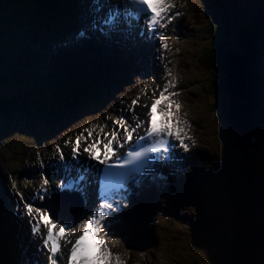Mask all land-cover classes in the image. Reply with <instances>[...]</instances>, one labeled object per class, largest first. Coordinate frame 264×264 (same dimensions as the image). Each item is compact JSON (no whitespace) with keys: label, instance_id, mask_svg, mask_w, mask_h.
Here are the masks:
<instances>
[{"label":"rangeland","instance_id":"1","mask_svg":"<svg viewBox=\"0 0 264 264\" xmlns=\"http://www.w3.org/2000/svg\"><path fill=\"white\" fill-rule=\"evenodd\" d=\"M175 2L179 6L188 9L185 16L178 20L177 23H175L176 26L173 28L172 34L179 36L182 35V33L180 32L181 26L178 25H183V29L185 31L190 29L188 18L189 4L186 2L184 3L183 0H175ZM241 2L245 1L242 0ZM25 3L28 4L24 5ZM25 3H17V5L14 6L2 7L4 11L2 15L4 17L6 15V17L10 19L5 21L3 27L0 26L1 86L8 83V72L13 70L17 61L19 62L17 70L27 66L30 69V74H32L30 64L28 62H24L25 58L30 59L32 56L24 54V51L29 43L32 42L34 46L33 50L36 51L37 47H45L44 43L47 40H50L56 45L48 48L50 51H41L39 49V52L42 54L53 53L56 55L59 52V45H63V39L68 36L64 29L70 28L68 26L71 25V22L67 23L64 22V20H61L63 23L60 24V20L57 18V14L52 7L46 6L43 2L38 3V1L36 3ZM246 3H249L246 11L255 7V4L251 2ZM242 4L243 3H233L234 11L232 14L239 20H242V18L244 20L246 14L245 12L243 13ZM1 6H3V4ZM216 10L218 11V8H216ZM62 12L65 13L64 10H62ZM81 14L82 12L79 11L80 16ZM33 15L39 16V20L44 24V29H37L35 27L34 29H31L28 27V24L24 19L27 18V16ZM197 15L199 16L195 17V19L197 18L200 25L205 26V28L212 26L213 21L210 17L205 16V10H203L201 14L198 12ZM218 17L220 18L216 20L217 24L214 25V30L222 31L220 28L216 29L217 25L222 27V16L219 13ZM36 31L37 34H35ZM195 31H199L201 37L199 36L198 38H193L191 43L184 41L181 42L179 46L171 48L168 55L165 57L166 61L160 62V65L157 63H153L151 65V68L153 69L152 72H148L150 71L149 68L144 65H134L138 72H135L134 76L131 74L128 75L129 80L137 83V87H135L132 97L124 102L120 101L118 97L116 98V101H114L115 99L111 101V103L117 104L118 110L130 112L131 108L129 105L135 98L140 97L144 99L142 101V104H144L146 99L153 96L158 88L175 80V90H178L180 93V102L183 105L184 119L189 118L191 123H194V129L197 130L199 134V144L195 147L192 154L189 155V158H192L195 155L194 158L196 163L190 167L192 170L191 173H188L185 176L187 182L181 180V186L178 188L181 194L175 195L174 193L172 194L171 199L167 200L165 199L168 196L166 195L167 188H165L163 195L161 194V197H157L158 209L156 208V213L151 214V210L146 211L143 208L145 205H143L136 210V215L131 214L134 220L131 219L130 216L131 220L129 221L124 215L125 220L120 221L121 225H119V228L121 229V233L123 234L124 232H128L124 235V237L127 238L129 234L133 235V233L139 231L138 238L149 241L147 242L148 244H151V246L147 249V251L149 252V258L153 260V264H157L161 261L163 264H227L229 254L225 251V248L228 249V247L225 245H223L224 247L221 246L220 236L226 235L228 237L231 232V216H233L234 208H236L232 201L237 198V196H235L237 189H232L238 183L239 185L246 183L244 179L247 171L249 170L247 165L248 163L252 177V184H258L259 176L255 173L256 167L254 164V158H256V156L250 150L248 158H244L240 150L235 147L233 142H230L232 140V132H234L233 129L235 128L232 127L225 116H218L217 109H211L215 103L219 104L220 100H218L217 97H210V95L214 92L209 89V87L212 88V82H214V80L218 81V79H220L221 73L216 71V74L215 70L207 65V59H210V51H208V49L211 48L213 41L220 42L219 40H222V37L209 38L207 37L208 35L205 36L203 33L204 28H202V30L198 28ZM60 33H65V37H59ZM230 34L231 44L234 45L233 42L235 41L237 34ZM55 35H57V38H55ZM13 37L15 38V41L14 43L11 40L9 41L11 46V50H9L5 43L6 40ZM133 39L134 37H131L128 39V42H132ZM109 47L112 49L114 48L113 46ZM127 48L129 52H132V49L134 50V47L131 46H128ZM234 48L239 50L240 46L235 45ZM262 48L264 49V46ZM92 50L98 51L99 48H94ZM261 53H263V50L259 52V55ZM114 55H117L116 51H114ZM261 57L262 65H264V56L262 55ZM224 66L226 70V65ZM230 72V74H234L235 69L230 68ZM168 73H170V75ZM146 81L149 82L146 83ZM9 82L12 81L10 80ZM18 83L20 82L16 81L11 86L0 88V94L9 96L14 92L16 93L20 91L22 86ZM205 88L211 90L212 92H206L207 90ZM8 104L9 102H6L5 107L8 108ZM210 105L211 108L209 107ZM229 107V114L233 116L234 112L232 108ZM139 109L142 110L141 107H137L136 112H138ZM94 114L95 116L98 115L97 112H94ZM137 116L141 117L139 112L130 113L128 117L133 119L137 118ZM105 118L107 119L108 125L112 123L110 128L106 124L101 125L100 120L97 119L96 123L93 122L94 125L92 124V127L91 123L84 125L77 136H81V139L83 140V136H87L86 130L94 129V126H104V130L109 129L112 131L114 125L111 120L115 117L106 113ZM62 121L65 120L63 119ZM34 126L36 127V130H39L41 124L35 121ZM30 127L31 125L27 120L25 122L22 117L16 118V115L7 120V122L0 120V168L3 169L5 179L7 175L8 178L6 180L11 181L12 183L10 186V192L20 193L22 194L23 199L27 200L31 199L32 193L36 189V184L32 188H29V183L37 180L43 181V178L46 177L47 179L49 178V185H57V182L52 180L51 172L46 175L48 165L53 166L52 159L40 160L36 157V159L33 160L31 155L27 158V154L31 151L32 154L38 148V146L35 145V140L40 139L41 141L39 142L49 140V137L46 139H44L45 137H30V134H32ZM68 141L74 142L72 139H69ZM47 144L50 143H46L45 146ZM65 145L67 147L71 146V148L73 146L72 143H65ZM29 176L33 177V180L30 182L28 181ZM209 177L211 179V186L208 188L204 185V183ZM229 178L233 183L230 182L229 187H227L225 185H227V181L230 180ZM190 182H192L194 186L204 190L205 194L200 193L195 196V200H192L188 193L184 194L183 192L186 186L183 187V185ZM234 182L236 185H234ZM262 182L264 184V178L262 179ZM13 184H15V187L18 186L22 188V191L15 190V188H13ZM223 190H228L226 197L222 194ZM148 193L149 192H146L147 195ZM228 196L230 198H227ZM13 197L14 198L10 199L11 205L13 206L12 213L6 207L2 209L1 213L4 215L2 216L4 217L3 224L7 225V227L2 229H8L10 233H7L6 236L10 235V240L15 242V240L23 234L20 222L24 220L27 215L24 214V203L21 200L20 195L13 194ZM231 199L232 201H230ZM147 200L145 201L147 202ZM51 201L54 202L53 199ZM17 205H20V207L18 208ZM136 205L132 207V210L136 207ZM15 210H17L16 213L14 212ZM140 214H144V216H141ZM118 216L123 215L119 214ZM9 217H12L11 222H9ZM143 217L147 219L149 226L141 224ZM77 224L78 223L75 222L74 226L77 227ZM11 225L15 226L18 231L15 232L14 229L11 230ZM2 229L0 230L1 232H3ZM139 229H141L142 232ZM23 235L27 237V241L25 243H31L33 245L34 242L31 238H29V233H24ZM10 240H8V242ZM24 244L21 245V249H23ZM121 244L122 245L116 244L115 247L122 249L128 257L125 258L121 254H117L125 258L126 261L129 260L131 262H137L136 264H151L147 259V254H143L141 250L134 249L132 242L130 244L122 242ZM129 246H132V248ZM115 247L113 248L114 251ZM3 248L4 246L2 244V249ZM8 252L14 255V246L11 245ZM136 252H138V254ZM24 253V250H20L21 256L24 255ZM20 255H16L15 257H20ZM134 255L135 257H132ZM12 258L13 262L14 257ZM19 260L24 262L21 257ZM18 264L23 263L21 261L19 263L18 261Z\"/></svg>","mask_w":264,"mask_h":264},{"label":"snow or ice","instance_id":"2","mask_svg":"<svg viewBox=\"0 0 264 264\" xmlns=\"http://www.w3.org/2000/svg\"><path fill=\"white\" fill-rule=\"evenodd\" d=\"M123 7V14L127 20L143 23L149 34L161 36L163 34L159 29L165 28L175 16L181 14L175 12L171 16L167 15L175 7L172 0H123ZM120 15L119 11L110 12L103 20V24L109 27L115 26ZM80 35L84 36L86 33L81 32ZM162 46L168 47L167 43ZM169 84L174 86V81H170ZM170 95L173 93H168V85H166L159 98L152 103L147 121L138 120L135 126H132L124 117H120L113 121L114 127L111 132H104V126H99L100 131L96 133L95 138H93L94 129H87V136H83V140L81 136H77L74 142L65 141L66 144H73L71 159L66 160L64 153L59 146H56L59 154L58 167H63L69 172L77 166L81 168L76 176L69 175L61 180L56 186L57 190L78 191L82 195L86 193L85 169L91 165H85L79 159L83 153L87 154L88 161L95 160L105 166L99 192L100 203L73 243L71 237L77 231L74 225L54 220L46 209L35 208L34 205L25 202L24 214L29 217L32 238L40 239V243L36 245L38 259L35 264H122L119 254L111 251L105 239L109 234L111 213L121 207L122 203L126 204L125 193L129 184L122 177L127 176L132 183H138L144 171V165L149 161L158 159L160 155H163L165 160L169 159L170 156L167 154L172 153L176 147L184 151L189 150V144L185 141L187 133L180 126L181 121L177 114L180 105L175 104L177 112H173V101L169 100L167 110L158 111L162 101L168 99ZM132 103L135 105L137 100H133ZM145 124H147L146 127H144ZM141 128H143V134H139ZM133 141H135L134 147L131 146ZM173 141H178L179 144ZM125 145H129V149L120 153L119 149H123ZM153 153L158 155H150ZM129 166H132L129 173L113 171L126 169ZM133 173L141 175H133ZM48 184V179L43 178L39 199L42 200L49 194ZM17 194L23 201L22 194ZM17 207L19 208L20 205Z\"/></svg>","mask_w":264,"mask_h":264},{"label":"trees","instance_id":"3","mask_svg":"<svg viewBox=\"0 0 264 264\" xmlns=\"http://www.w3.org/2000/svg\"><path fill=\"white\" fill-rule=\"evenodd\" d=\"M8 4H13L15 2H44L50 5H55L60 13L59 17H61L62 10L65 11V3L64 0H4ZM234 4H238L237 0H194L196 4H198V12L205 13L207 17H210L214 23L217 24L216 20L218 17V13L222 16L221 24L217 25V28H220L222 31H216L215 28L207 27L205 28V36L209 38H219L222 37L220 42L213 41L211 48L208 49L210 51V59H207L208 66L216 71L221 73L220 79L214 80L212 82V91L211 97H217L220 100L219 104L215 103L212 106V109H217L218 116H225L227 113L229 93L226 88L225 77L223 75L225 70V57L226 51L229 48L235 47V45H239L240 49L238 52H242L246 55L245 69L249 78V89L253 91V97H259V90L257 89V85H262L264 80L262 81L260 75L257 73L255 66L257 63V59L259 57V52L263 50L264 46V2L260 4L256 2V5L249 14L245 15L244 20H237V18L232 14L234 9H231ZM62 2V3H61ZM28 4V3H27ZM218 8V11L216 10ZM211 10V11H210ZM210 12V13H208ZM50 13V12H49ZM3 17L0 16V24L4 21ZM246 22V24H244ZM44 25V24H43ZM213 25V26H214ZM244 25V26H243ZM212 26V27H213ZM205 27V26H204ZM32 29V28H31ZM40 29H44L42 26ZM230 29H235L237 37L233 44H231V35H229ZM207 32V33H206ZM214 33V34H212ZM213 35V36H212ZM228 36V37H227ZM217 69V70H216ZM15 72V70H12ZM8 72V71H7ZM11 74L8 72V81H16L15 73ZM50 74V72H48ZM68 70L63 71V67L60 69V78L59 81L55 79H50L46 81L45 79L40 80V85L38 87H32L28 89H23L21 93H18L17 96L10 97H0V120L7 122L10 118H13L16 115V118H23L25 121H30L31 124L35 119L39 121H43L46 125L47 123H63L65 121H70L74 118H80L87 109L84 106L92 101V97L97 96V92L101 91L103 88L102 85L98 82L93 83L96 88L93 90V93H90L88 89H85L88 85L91 84H82L79 80L72 82L70 86L66 87L60 84L64 81L68 76ZM54 75H52L53 77ZM69 81V80H68ZM262 81V82H261ZM21 82V81H20ZM29 82V80L27 81ZM9 83V82H8ZM258 83V84H257ZM262 83V84H261ZM1 84V83H0ZM8 85V84H7ZM9 86V85H8ZM211 91V92H212ZM83 93V94H82ZM108 97V96H104ZM9 102L8 108L5 107V103ZM88 105V104H87ZM86 105V106H87ZM35 106V109H34ZM38 108V110H37ZM260 115V113H259ZM259 117H262L261 115ZM264 117H262L263 119ZM33 119V120H32ZM65 121H62V120ZM62 121V122H60ZM34 129V126H31ZM233 133V132H232ZM232 140H226L233 142L235 147L237 148L235 135L232 134ZM256 135V139H257ZM227 139V137H226ZM241 152V151H240ZM242 154V152H241ZM243 155V154H242ZM248 171L244 181L245 184L241 185L242 191L238 194L236 199L232 201L236 206L240 198L247 194V191L257 188L258 184H252V177L250 174L249 163ZM260 184V183H259ZM227 198H230L229 196ZM221 246H227L228 249L225 248V251L229 254L227 264L231 262V256L240 249V245L233 242L234 236L230 232L229 236L221 235Z\"/></svg>","mask_w":264,"mask_h":264},{"label":"water","instance_id":"4","mask_svg":"<svg viewBox=\"0 0 264 264\" xmlns=\"http://www.w3.org/2000/svg\"><path fill=\"white\" fill-rule=\"evenodd\" d=\"M242 64L240 58L227 54L225 83L230 93L228 107L234 113L231 116L227 108L226 119L235 128L238 145L248 153L253 138L249 117L252 100L244 87ZM230 68L235 69L234 74H230ZM232 234L240 249L233 254L230 264H264V192L250 191L240 200L232 216Z\"/></svg>","mask_w":264,"mask_h":264},{"label":"bare ground","instance_id":"5","mask_svg":"<svg viewBox=\"0 0 264 264\" xmlns=\"http://www.w3.org/2000/svg\"><path fill=\"white\" fill-rule=\"evenodd\" d=\"M121 2V4H123V0H120ZM197 1V0H196ZM64 3H65V12H69V14H73V13H78L77 12V9H79V10H81V12H82V15H81V20H82V22H84L86 25H91L94 21H95V17H93L92 15H91V10H92V8H94V7H92V4H93V1L91 0L90 1V3H87V0H73V2H71V1H69V0H64ZM89 4V5H88ZM68 6H71V8L70 9H66V7H68ZM66 19L67 20H69V18L68 17H66ZM25 21H26V23L28 24V27L29 28H32V29H34V27L35 28H37V29H40L42 26H44L43 25V22L42 21H40L39 20V16H37V15H33V16H27V18H25L24 19ZM65 21V20H64ZM68 27H70V28H72V26L71 25H69ZM89 29V30H88ZM88 29H86L85 30V32L84 33H86V35H84V36H81L80 34H78V33H75V34H70L67 38L65 37L64 38V40H63V45L61 44L60 46H59V54L61 55V67H63V71L64 70H68V67H67V69L64 67V64H65V66H67L66 65V63L64 62V60H65V57H64V50L65 49H67V47H70V46H72V47H79V46H83V45H92L93 47H95L94 46V42H96L99 38H102V37H104V36H106L107 34L106 33H102V31L101 30H94L93 29V27H92V30H91V28H88ZM92 31V32H91ZM75 32H77V31H75ZM92 33H95L96 34V36H95V38H93L92 36L90 37V35H92ZM52 34H54V33H52ZM16 37V36H15ZM55 38H57V35H55ZM88 38H89V40H88ZM12 41L13 43H14V41H15V38L13 37V38H10L9 40H6V43H5V45L8 47V49L9 50H11V46H10V44H9V41ZM91 42V43H90ZM107 45H115V43H116V38H114L113 36H109V35H107V41L105 42ZM119 44L120 43H118V46H119ZM44 45H45V47H37L36 48V51L35 50H33V48H34V46H33V44H32V42L31 43H29L28 44V46H29V48H28V46H27V48L25 49V51H24V54H28V55H36L40 50L41 51H50V49H48V48H51V47H54L56 44L55 43H52L50 40H47L45 43H44ZM117 45V44H116ZM115 45V46H116ZM99 47H100V45H99ZM102 47V46H101ZM40 49V50H39ZM119 50L121 51V53H123V50H122V48L120 49V47H119ZM40 53V52H39ZM14 57H15V55H14ZM16 59V58H15ZM24 62H28V59L27 58H25L24 59ZM62 62H63V65H62ZM13 67V66H12ZM18 74H20V72H19V70H16V69H14ZM41 70V68L40 67H38V71H40ZM5 71V70H4ZM12 70H10V72H11ZM15 78H16V81L17 82H20V81H22L21 80V75H16L15 74ZM15 81V82H16ZM14 81H12V82H10L11 84H14L15 83ZM23 82V81H22ZM19 84V83H18ZM20 84H22V83H20ZM2 96H5V95H2ZM11 96H14L13 94L11 95ZM243 97H245V95L243 96ZM7 98H8V96H7ZM253 110H254V107H253ZM255 111V110H254ZM260 115H257V117H259ZM26 122V121H25ZM28 122H30V121H28ZM30 124V123H29ZM31 125V124H30ZM32 126V125H31ZM39 201V200H38ZM33 204H35L36 205V207H38V208H40V209H46L47 210V208L44 206V204H43V202H40V203H33ZM47 206H48V204H47ZM32 246V245H31ZM33 247V246H32ZM35 258L36 260L38 259V257H37V255H36V253H35V250H34V247H33V249L31 250V251H27V253H26V255H25V258L26 259H31V258Z\"/></svg>","mask_w":264,"mask_h":264}]
</instances>
